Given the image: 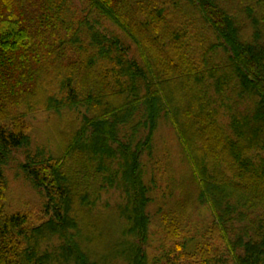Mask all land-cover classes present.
<instances>
[{"label":"trees","instance_id":"obj_1","mask_svg":"<svg viewBox=\"0 0 264 264\" xmlns=\"http://www.w3.org/2000/svg\"><path fill=\"white\" fill-rule=\"evenodd\" d=\"M39 112L56 149H31ZM164 119L202 228L151 210ZM20 148L38 224L7 205ZM0 264H264V0H0Z\"/></svg>","mask_w":264,"mask_h":264},{"label":"rangeland","instance_id":"obj_2","mask_svg":"<svg viewBox=\"0 0 264 264\" xmlns=\"http://www.w3.org/2000/svg\"><path fill=\"white\" fill-rule=\"evenodd\" d=\"M106 26L110 27L109 23H106ZM30 124L33 139L32 151H35L38 146L57 148L59 138L55 131L57 127L56 115L49 112L33 114L30 116ZM26 151L27 148L13 151L12 158L4 169L7 181V205L10 211L27 212L31 222L38 224L49 217L45 212L47 199L45 192L41 188L35 187L22 167L26 161ZM145 162L147 179L156 175L160 187V190L154 195L155 202L151 206L152 212L155 213L159 207H162L167 213L168 210H173L176 213L182 212L186 215L187 225H185L188 230H194L195 226H204L210 220L209 212L205 207H201L195 202L193 188L184 181L185 167L182 163L178 137L173 127L165 119L160 123L156 132L153 155L151 158L146 157ZM113 197L117 198V194H114ZM164 238L161 218L156 217L148 245L151 259L161 253L164 247Z\"/></svg>","mask_w":264,"mask_h":264}]
</instances>
